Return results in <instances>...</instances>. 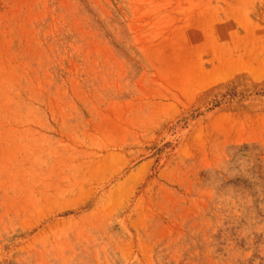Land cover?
Instances as JSON below:
<instances>
[{"label":"rangeland","instance_id":"rangeland-1","mask_svg":"<svg viewBox=\"0 0 264 264\" xmlns=\"http://www.w3.org/2000/svg\"><path fill=\"white\" fill-rule=\"evenodd\" d=\"M0 264H264V0H0Z\"/></svg>","mask_w":264,"mask_h":264}]
</instances>
